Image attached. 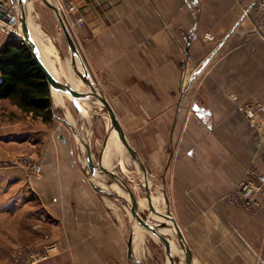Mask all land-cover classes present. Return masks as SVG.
<instances>
[{
  "label": "crops",
  "instance_id": "crops-1",
  "mask_svg": "<svg viewBox=\"0 0 264 264\" xmlns=\"http://www.w3.org/2000/svg\"><path fill=\"white\" fill-rule=\"evenodd\" d=\"M30 1L28 15L38 18ZM69 1L79 7L68 16L80 56L76 67L85 66L125 132L156 149L149 162L168 172L169 200L177 206L175 217L194 262L264 264V196L258 195L261 206L254 211L230 198L243 179L264 187V142L244 113L246 105L264 104V16L256 13V0H53V5L64 12ZM46 4L40 8L42 24L56 36L57 12ZM3 35L4 44L10 34ZM11 110L21 117L18 106ZM1 124L0 138L16 137ZM18 155L0 150V160ZM41 155L36 163L41 179L20 165L0 166V253L7 259L15 243L26 244L27 237L37 242L39 232L29 223L33 216L58 243L59 254L44 264H117L110 258L117 225L88 185L75 151ZM33 191L40 198L34 207L28 204ZM19 207L24 208L14 226L11 213Z\"/></svg>",
  "mask_w": 264,
  "mask_h": 264
},
{
  "label": "rangeland",
  "instance_id": "rangeland-1",
  "mask_svg": "<svg viewBox=\"0 0 264 264\" xmlns=\"http://www.w3.org/2000/svg\"><path fill=\"white\" fill-rule=\"evenodd\" d=\"M17 1L18 0H11V2H7V9L10 11L13 17L17 16V7L15 6ZM32 2L35 6L36 12L39 15L37 20L40 22L44 30L53 39L54 43L56 44V47L59 50L60 57L62 58V60H71L72 56L69 49L70 47H68L67 45L68 41L66 42L65 38H63L64 31L62 27H59V30L57 29L58 32L61 31V33L56 34V36H54L42 24V18H44V15L42 13V15L40 16V8H46V3L48 2L53 5V0H32ZM27 11L29 13L28 6ZM60 12H62V17H64L66 24L68 25L69 17H65L63 11ZM20 26L21 24L19 23V21L14 24H10L6 23L3 20H0V45L3 44V37L5 38V35L3 34L5 32L8 36L9 34L17 35V31L19 30ZM78 71L82 73V75H85V77H88L92 83L94 82L93 78L88 73L84 74V70L82 71L78 68ZM74 72L76 73V78L82 80L83 91H89V86L84 82L79 73H77L76 70H74ZM62 81L67 83L65 78H63ZM232 99L235 100L236 97L232 96ZM52 101L55 110V117L50 122H45L42 117H38L33 113H26L18 107L21 110V117L19 118L18 115L16 113H13L11 110L12 105H14L11 101H0V122L2 123L1 125L4 127L2 129H4V131L8 129H10L11 131H16V137L10 136L0 138V150L17 151L19 154L16 160H0V166L17 167L20 165L26 168V171L29 176L41 179L42 173L39 172L36 163H38L39 159H41L42 151H75V159H77L78 162H81L85 173L86 181L89 185L88 180H91L93 175L90 174L86 163L87 149L85 144H90V149L94 158V162L97 164L99 161V156L103 147L104 140L110 133L112 128L110 118L107 119V111L103 105L98 106L96 104V99L94 98L89 100L92 103V107L90 109L91 112L89 111V115L87 116L82 115L79 112L78 108L75 106L74 102L70 101L69 99L65 100L64 107L55 104L53 99ZM69 113H71L72 115L73 123L67 117V114ZM14 117H16L17 119H15ZM126 134L132 147L136 149L141 159L144 160V164L146 162L145 167L148 172V180H150L153 185L152 187L149 186V191H152L155 194H160L161 192L164 195L166 204L163 205V203H161L162 205L160 204L159 206L160 209L164 210L165 213L171 212L172 215L175 217L177 206L170 202L168 196V183L165 182V177L167 178L168 172H166L167 170L165 171L163 169L154 170L152 168L153 163L149 162L151 154H154V151L156 149L154 150L149 147L146 148L142 145L143 141L141 142L140 140L134 139V135L132 133L128 132ZM6 135H8V133H6ZM144 143H148V141L145 140ZM164 149L165 151H167L166 153H168V141L166 142ZM124 151V156L126 157L127 162H129L127 163L129 171L126 174H123L120 169L116 167L119 157L114 158V167H112L111 171L116 172L122 178V182L132 190L139 202L145 199L146 203L148 204L147 198L149 194L146 191V181L144 179L143 171L139 164L132 159L128 151L126 149H124ZM147 166L152 169L149 170ZM96 172H100L99 176L101 179V182H96L97 187L100 189V191L96 194H98L97 196L102 199V201L105 203V206L108 207L109 217L110 219H112V221L114 220L119 232L118 243H116L117 246L115 247L116 252L110 253V258L116 259L115 261L117 264H168L169 258L166 254V249L163 241L161 239L157 240L153 236V234L147 230L143 234V241L140 245H138L139 251H135L134 247V259H129L128 245L130 238L134 234L137 222H135L136 219L134 220V217L129 212V208L132 205L131 199L125 188L120 187L128 195V198L111 188L112 184L116 183L111 177H109L99 169ZM155 190H157V192H155ZM35 195V192L32 193L30 195L31 198L28 202V204L32 207L37 206L38 200H40V198L37 195V197H35ZM147 204V207H145L144 209H141L140 207V215L146 221L150 222V224L157 226V228L170 226L175 232L172 223L169 222L168 224H164L156 221L153 217L154 212L150 209V206H148ZM23 208L24 207H19L18 209L13 210V213H11L14 226L20 218V214L22 213ZM29 219L30 227H32L35 231L39 232H36L39 237L37 239V242L31 243L32 237H27L29 241H27L26 239H24L23 241V243L26 244H22L21 242L18 244L15 243L17 245H13L12 251L8 253L7 259H5L3 253H0V264H24L25 260L32 258V254L35 255L38 261L35 264H44L46 262L51 261L54 257H56V255L59 254L58 243L53 239L52 232H49L43 223L36 222L33 216H30ZM17 227H14L13 230L16 233H20L18 230H16ZM18 235L20 236V234ZM14 238L16 239L17 237L15 236ZM177 244L180 247L179 240H177ZM51 246H55L56 248L52 249ZM174 258L176 264H186L185 255L184 258L176 256H174Z\"/></svg>",
  "mask_w": 264,
  "mask_h": 264
},
{
  "label": "water",
  "instance_id": "water-1",
  "mask_svg": "<svg viewBox=\"0 0 264 264\" xmlns=\"http://www.w3.org/2000/svg\"><path fill=\"white\" fill-rule=\"evenodd\" d=\"M9 1L11 2V0H9ZM29 1L30 0H18L17 1V3H16V7H17L16 15L17 16L16 17H13V15L10 13V11L7 8H4L3 4L0 5V20H3L6 23H10V24H14L17 21H19V23L21 24V27H22V31L24 33V39H20L17 35H14V34H10L9 38H12V39L17 38V39L23 41L28 46V48L30 49L31 54H32L34 60L36 61L38 67L40 68V70L42 71V73L44 74V76L47 79V82H48V84L50 86V90H51V97H52V91L53 90H58V91H62L64 93L71 94L72 97L74 98L73 102L81 114L83 111L79 105V102H78L79 99H84V100L89 101V100L94 98L96 100H99L103 104L107 113L109 114L110 123L112 125L111 131L115 130L117 132L118 137L124 146V149H126L128 151V153L130 154L132 159L134 161H136L139 164V166L141 167L143 174H144V179L146 181V191L149 194L150 191H149V186H148V182H149L148 172H147V169L145 167V164H144L143 160L141 159L140 155L138 154V152L136 151V149H134L132 147V145L130 144V142L128 140V136H127L122 124L120 123L114 109L112 108L109 101L97 91L94 84L89 80V78L85 77V75H82V73H80L78 71V68L76 67V64H77L76 63V57L79 56V50H78V47L76 45V42L74 41V38L70 34V31L68 29V25L66 24L64 17H62L61 12H57L58 10L55 9L54 5L49 3V5L51 7H53L57 12V17H58L59 23H60V25H61L64 33H65V36L67 38V41L69 43L70 52H71V56H72V63L74 65V67H76L75 70L77 73H79V75L82 77L84 82L90 87L89 91H82V92L77 91L68 83H65V82L59 80L50 71V69L46 66V64L42 61L39 50L36 46V43L31 38L30 30L28 27L27 3ZM83 68H84V72H85L84 74H87V69L85 68L84 65H83ZM109 138H110V133L107 135V137L104 140L103 147L101 149V153L99 156V161L97 164L94 162V158H93V155H92V152L90 149V144H88V143L85 144L86 149H87L86 163H87L90 174L94 175L96 173V171H98V169H99L100 171H102L103 173H105L106 175L111 177L118 184L119 187H123L126 189L127 193L129 194V197L131 199L132 205L130 207V212H131L132 216L134 217V219H136V221L144 229H146L147 231H149L153 234H156L160 237V239L163 241V243L165 245L166 254L168 255V258L170 260V264H176L175 258L171 252V245H170L169 240L166 239L165 237H163L162 235H160V233L158 232L157 226L150 224V222L146 221L140 215V213H139V201L136 198V196L134 195V193L132 192V190L126 184H124L122 182V178L116 172L108 170L103 166V158H104L105 150H106L107 145H108ZM89 182L95 191H97V192L100 191V189L97 187V185L95 184L94 181L89 180ZM148 199H150V209L154 213L158 214L159 212L156 211L152 205L150 194L148 195ZM166 214H167L166 216H168V218H170L174 223V227L176 229V234H177L178 240L180 242V246L183 248L184 253H185L186 264H193L194 259H193L192 252H191V250H190V248L186 242V239L182 233V230H181L177 220L175 219V217L172 215L171 212H168ZM128 257L131 260L134 259V237L133 236L130 238L129 245H128Z\"/></svg>",
  "mask_w": 264,
  "mask_h": 264
},
{
  "label": "bare ground",
  "instance_id": "bare-ground-1",
  "mask_svg": "<svg viewBox=\"0 0 264 264\" xmlns=\"http://www.w3.org/2000/svg\"><path fill=\"white\" fill-rule=\"evenodd\" d=\"M31 7H32V4H31V1H29V8L31 9ZM28 27L30 30L31 38L34 40L37 48L40 51L42 61L45 62L46 66L49 67L50 71L59 80L62 81V79L65 78L67 83L69 85H71L75 90L82 92L83 91L82 80H79L78 78H76V73L73 70V64L70 61L68 63L63 62L53 39L50 38L45 33V31L42 29L40 23L38 22L37 17L33 16L31 13L28 15ZM17 36L20 39H24V33L22 31L21 26L19 27V30L17 31ZM79 59H80V56H77L76 62ZM52 99L54 100L55 104L63 106V107L65 106V100L66 99H69L70 101L74 100V98L72 97L71 94L64 93V92L58 91V90L52 91ZM78 102H79L80 107L82 108V111H83L82 114L84 116L89 115V111L91 112L90 109L92 107V103L90 101L84 100V99H79ZM96 104L98 106L103 105L99 100H96ZM67 115H68L67 116L68 119L73 123V118H72L71 113H69ZM107 119H109L108 113H107ZM77 138H79V137H77ZM78 141H80V140H78ZM124 152H125L124 146L121 143L117 132L115 130L110 131V138H109L108 145H107V148L105 150V154H104V158H103V166L108 170H112V167H114V165H113L114 158L119 157L116 167L119 168L123 174H126L129 171L128 166H127L128 165L127 163H129V162H127V159L124 156ZM99 175H100V172H96L92 176L91 180L94 181L95 184H96V182L97 183L99 181L101 182ZM148 186H150V187L153 186L152 182L150 180L148 182ZM111 188H113L116 192H118L121 195H124L125 197L128 198V195L118 186L117 183H113ZM155 192H157V190H155ZM149 194L151 196V202H152L154 209L156 211H162V212H159L158 214L154 213L153 214L154 219L156 221L164 223V224H168L170 222V223H172V225L174 227L173 221L170 218H168V216H166L167 214L165 213V211L161 210L159 207L161 203H163V205L166 204L164 195L161 192H160V194H155L152 191ZM147 201H148V204L146 203L145 199L141 200L139 202V209H140V207H141V209H144L145 207H147L146 204L148 206H150V199L148 200V198H147ZM129 212H130V210H129ZM130 214H131V212H130ZM135 222H136V220H135ZM174 229H175V227H174ZM145 231H146V229H144L141 225H139L136 222L135 231L133 234L135 251H139L138 245H140L141 242L143 241V234ZM158 232L160 233V235H162L163 237H165L166 239L169 240L170 245H171V252H172L173 256L184 258V255H185L184 250L181 246L179 247L177 244L178 238L176 236L177 234L175 233L176 229L174 232L170 226L169 227L168 226L167 227H160V228H158ZM153 236L157 240H160V237L158 235L153 234ZM168 264H170V260H168ZM194 264H199V263L196 261V262H194Z\"/></svg>",
  "mask_w": 264,
  "mask_h": 264
},
{
  "label": "trees",
  "instance_id": "trees-1",
  "mask_svg": "<svg viewBox=\"0 0 264 264\" xmlns=\"http://www.w3.org/2000/svg\"><path fill=\"white\" fill-rule=\"evenodd\" d=\"M50 122L55 117L50 86L21 40L9 38L0 49V101Z\"/></svg>",
  "mask_w": 264,
  "mask_h": 264
},
{
  "label": "built area",
  "instance_id": "built-area-1",
  "mask_svg": "<svg viewBox=\"0 0 264 264\" xmlns=\"http://www.w3.org/2000/svg\"><path fill=\"white\" fill-rule=\"evenodd\" d=\"M7 2L9 3L10 1L0 0V5L3 4L4 8H7ZM255 11L259 15L264 16V0H256ZM78 12V5L73 1H69L66 5V9L64 10V15L68 18L69 15L73 16ZM245 14H248V12L246 11ZM244 111L246 116L259 131L264 142V104L256 103L252 105H246L244 107ZM258 195L264 196V187L251 179H243L238 183L236 190L233 191V193L230 195V198L234 204L254 211L256 208L261 206ZM51 248L55 249L56 247L51 246ZM31 256L32 258L25 260L24 264H35L38 262L34 254Z\"/></svg>",
  "mask_w": 264,
  "mask_h": 264
}]
</instances>
